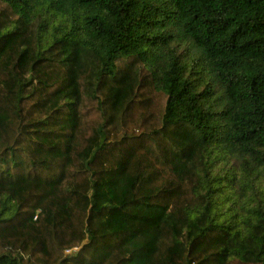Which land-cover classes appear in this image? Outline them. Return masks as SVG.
<instances>
[{
	"label": "trees",
	"instance_id": "1",
	"mask_svg": "<svg viewBox=\"0 0 264 264\" xmlns=\"http://www.w3.org/2000/svg\"><path fill=\"white\" fill-rule=\"evenodd\" d=\"M0 8V264H264V0Z\"/></svg>",
	"mask_w": 264,
	"mask_h": 264
},
{
	"label": "rangeland",
	"instance_id": "2",
	"mask_svg": "<svg viewBox=\"0 0 264 264\" xmlns=\"http://www.w3.org/2000/svg\"><path fill=\"white\" fill-rule=\"evenodd\" d=\"M135 71L139 77V86L137 88L135 102L134 104L132 103L133 106L131 105V116L129 115L131 122L129 120L130 124L128 125V132L134 135L135 138L133 137L134 141L123 144L120 149H132L136 154L142 153L143 158H148L150 161L153 159V152L151 150L153 149V146L148 138L145 139L142 137L145 136V133L150 128L158 124L157 121L159 119L164 98L159 92L152 89L148 80H144L145 73L143 71L140 69H136ZM126 80L128 85H133L132 83H134V87H136L138 84L137 78L127 77ZM166 149H169V146H166ZM169 174V168L167 166H162L157 179L162 181L163 179H166ZM174 180L176 182H181V184L178 188V196L175 194L170 199L173 197H179L180 199L188 200L183 185L185 182L180 181L176 176H174Z\"/></svg>",
	"mask_w": 264,
	"mask_h": 264
}]
</instances>
